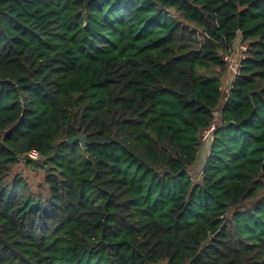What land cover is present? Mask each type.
<instances>
[{
	"label": "trees",
	"instance_id": "1",
	"mask_svg": "<svg viewBox=\"0 0 264 264\" xmlns=\"http://www.w3.org/2000/svg\"><path fill=\"white\" fill-rule=\"evenodd\" d=\"M161 262L264 264V0H0V264Z\"/></svg>",
	"mask_w": 264,
	"mask_h": 264
},
{
	"label": "rangeland",
	"instance_id": "2",
	"mask_svg": "<svg viewBox=\"0 0 264 264\" xmlns=\"http://www.w3.org/2000/svg\"><path fill=\"white\" fill-rule=\"evenodd\" d=\"M241 40L239 37L234 41L232 47H231V55H228L229 59V67L237 66V63L239 61V58H241L242 49H241ZM230 73L232 74L230 69ZM231 81L230 74L228 72H225L221 76V85H222V91L225 92L229 88V82ZM217 114V113H215ZM216 116V115H215ZM208 143L207 141H203L202 143V150L200 152V155L196 161V163L192 166L190 169V173L193 176V179L196 180L199 176V173L201 171L202 162L204 159V156L206 155L208 151ZM14 175H20L24 181L31 187L34 191H40L41 188L43 189V174L40 171V168L38 167L37 163L27 161L26 159H21L16 165H14L9 173V176L13 177ZM159 264H167L166 262H161Z\"/></svg>",
	"mask_w": 264,
	"mask_h": 264
},
{
	"label": "built area",
	"instance_id": "3",
	"mask_svg": "<svg viewBox=\"0 0 264 264\" xmlns=\"http://www.w3.org/2000/svg\"><path fill=\"white\" fill-rule=\"evenodd\" d=\"M241 49L244 50L245 46L241 44ZM228 56V55H227ZM227 56H224V61L227 63V67H229V59ZM233 73H236V67H234L232 65V67H229ZM213 127H210L209 129L205 130L202 132L201 134V140L203 141H207L210 138V134L212 131ZM26 157L28 159L34 160L35 162H39V157H38V153L36 150H31L30 152L27 153Z\"/></svg>",
	"mask_w": 264,
	"mask_h": 264
},
{
	"label": "water",
	"instance_id": "4",
	"mask_svg": "<svg viewBox=\"0 0 264 264\" xmlns=\"http://www.w3.org/2000/svg\"><path fill=\"white\" fill-rule=\"evenodd\" d=\"M65 143L66 144L79 143L84 148L86 144V137L82 134H78L72 138H67L65 140Z\"/></svg>",
	"mask_w": 264,
	"mask_h": 264
}]
</instances>
